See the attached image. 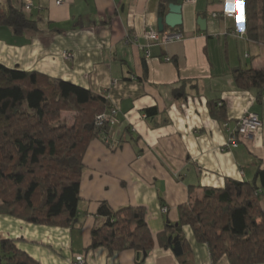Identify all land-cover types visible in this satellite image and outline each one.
<instances>
[{"label":"crops","instance_id":"obj_1","mask_svg":"<svg viewBox=\"0 0 264 264\" xmlns=\"http://www.w3.org/2000/svg\"><path fill=\"white\" fill-rule=\"evenodd\" d=\"M26 1L31 8L25 15L37 32L0 27V65L105 92L116 123L106 141L93 140L84 154L75 226L1 215L0 241L16 240L38 264H75L77 257L84 264H230L226 257L213 262L191 228L179 227V208L201 200L205 188L222 189L232 180L255 183L264 215V190L255 177L264 170V89H241L233 74L264 70V40L239 35L235 19L224 17L237 0H176L182 24L163 32L181 39L166 43L145 38L158 32V18L168 13L159 14V0H0V6L19 8ZM151 108L157 112L148 118ZM247 113L259 116L261 128L228 148L229 133ZM102 202L113 210H145L147 252L89 249L91 231L102 223ZM164 231L185 240L182 257L160 244Z\"/></svg>","mask_w":264,"mask_h":264},{"label":"trees","instance_id":"obj_2","mask_svg":"<svg viewBox=\"0 0 264 264\" xmlns=\"http://www.w3.org/2000/svg\"><path fill=\"white\" fill-rule=\"evenodd\" d=\"M243 1L246 35L257 40L261 34L264 40V0ZM159 2L162 16L176 0ZM0 27L18 34L37 32L23 2L19 8L0 6ZM233 74L241 89H264V70L235 69ZM104 93L0 65V216L34 225L75 226L84 154L93 140L106 141L110 134L109 124L95 125L96 117L111 110ZM156 112L145 111L148 118ZM64 113L73 115L71 124ZM255 177L264 190V170H257ZM256 191L254 182L232 180L222 189L205 188L201 200L179 208V227L191 228L213 262L226 257L230 264H264V215ZM97 216L102 223L92 229L89 249L102 247L108 255L149 250L143 208L113 210L102 202ZM159 242L182 257L185 240L179 235L166 236L164 231ZM15 243L0 241V264H38Z\"/></svg>","mask_w":264,"mask_h":264},{"label":"built area","instance_id":"obj_3","mask_svg":"<svg viewBox=\"0 0 264 264\" xmlns=\"http://www.w3.org/2000/svg\"><path fill=\"white\" fill-rule=\"evenodd\" d=\"M194 1V0H189ZM62 3V0H57L56 4L60 5ZM31 8V4L29 1H26L24 4L25 11H29ZM224 17L226 18H232L235 19L237 24V33L241 36H244L246 34L245 30V15H244V1L243 0H237L235 2V6L233 9L227 10L223 13ZM145 38L148 41L153 42H169L172 40H180L181 35L174 34V33H162L159 34L156 31H149L145 34ZM145 57L147 58L149 56V52L146 50L144 51ZM63 58L70 59L71 54L68 52H64ZM169 61V59H166ZM221 106V104H218ZM116 110L111 109L108 112H105L101 114L100 116L96 117L95 119V125L100 126L102 124H109V126H113L116 123L115 119ZM262 123L259 118V116L255 113H247L243 115L240 120L237 122L236 127L233 131L229 133V140L228 145H226L228 148H235L237 147L238 143L246 138L252 137L258 130L261 128ZM162 214H166L167 209L162 208ZM75 264H84V261L82 257H77L75 260Z\"/></svg>","mask_w":264,"mask_h":264},{"label":"water","instance_id":"obj_4","mask_svg":"<svg viewBox=\"0 0 264 264\" xmlns=\"http://www.w3.org/2000/svg\"><path fill=\"white\" fill-rule=\"evenodd\" d=\"M181 5L177 4H169L168 5V13L164 16V18L160 17L157 20V26H158V32H163V27L166 26L170 29H173L175 27H178L182 24V15H181ZM204 20L197 18V25L201 27V29H204ZM176 238L174 239V241ZM146 254L143 253V256Z\"/></svg>","mask_w":264,"mask_h":264},{"label":"rangeland","instance_id":"obj_5","mask_svg":"<svg viewBox=\"0 0 264 264\" xmlns=\"http://www.w3.org/2000/svg\"><path fill=\"white\" fill-rule=\"evenodd\" d=\"M65 116H66L67 120H68L69 122L71 121L70 123H72V119H71L72 116H69V115H65ZM67 116H68V117H67Z\"/></svg>","mask_w":264,"mask_h":264}]
</instances>
